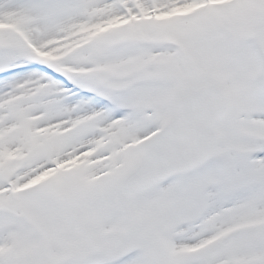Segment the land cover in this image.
<instances>
[{
  "label": "snow or ice",
  "instance_id": "1",
  "mask_svg": "<svg viewBox=\"0 0 264 264\" xmlns=\"http://www.w3.org/2000/svg\"><path fill=\"white\" fill-rule=\"evenodd\" d=\"M0 264H264V0H0Z\"/></svg>",
  "mask_w": 264,
  "mask_h": 264
}]
</instances>
